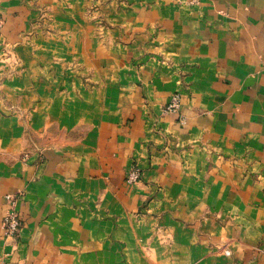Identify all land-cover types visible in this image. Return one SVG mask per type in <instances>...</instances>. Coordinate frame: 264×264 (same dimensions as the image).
<instances>
[{"label": "crops", "instance_id": "crops-1", "mask_svg": "<svg viewBox=\"0 0 264 264\" xmlns=\"http://www.w3.org/2000/svg\"><path fill=\"white\" fill-rule=\"evenodd\" d=\"M89 7L0 0V264H264V0Z\"/></svg>", "mask_w": 264, "mask_h": 264}, {"label": "built area", "instance_id": "built-area-1", "mask_svg": "<svg viewBox=\"0 0 264 264\" xmlns=\"http://www.w3.org/2000/svg\"><path fill=\"white\" fill-rule=\"evenodd\" d=\"M3 25V15L0 9V27ZM182 104V96L179 92L172 94L170 101L168 102L165 112L175 113L180 110ZM140 172L138 170H132L128 175L130 182H135L139 179ZM23 196V192L9 193L6 195L8 208L3 220V228L6 238H17L21 232L23 220L21 213L18 210L17 204L20 198ZM225 249V247H224ZM1 264H13L7 256L3 257Z\"/></svg>", "mask_w": 264, "mask_h": 264}, {"label": "rangeland", "instance_id": "rangeland-1", "mask_svg": "<svg viewBox=\"0 0 264 264\" xmlns=\"http://www.w3.org/2000/svg\"><path fill=\"white\" fill-rule=\"evenodd\" d=\"M111 1L112 0H89L90 7L88 10V13L90 14L92 21L96 23L97 27L100 26L102 30L105 28V26L108 25L106 6ZM120 1H123V0H120ZM200 1L201 0H192V2L194 3H198ZM70 66H72L73 68H76L75 63H70ZM8 109L12 112L14 110V107L8 106Z\"/></svg>", "mask_w": 264, "mask_h": 264}]
</instances>
